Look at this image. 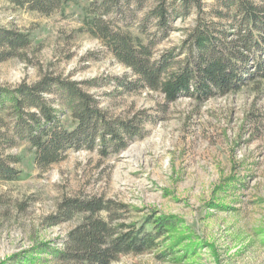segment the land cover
I'll use <instances>...</instances> for the list:
<instances>
[{
    "label": "rangeland",
    "instance_id": "rangeland-1",
    "mask_svg": "<svg viewBox=\"0 0 264 264\" xmlns=\"http://www.w3.org/2000/svg\"><path fill=\"white\" fill-rule=\"evenodd\" d=\"M156 1L138 11L122 5L104 19L150 43L155 60L173 50L175 66L195 56L190 33L199 20L225 28L235 21L225 0H201L200 10L170 20L164 35L146 18ZM35 2L0 0V31L29 39L16 49L0 44V93L45 77L76 82L98 101L110 127L135 125L136 134L122 133V141L111 144L108 132L107 146L71 147L40 168L35 148L19 134L14 104L0 99V159L17 176L0 175V264L70 263L54 251L65 249L87 215L69 207L72 199L112 201L117 210L99 215L129 224L163 214L178 218L159 247L112 264H264V72L257 67L263 49L251 52L239 88L208 97L192 88L170 101L87 28L85 18L103 13L106 0H59L45 11ZM49 88L44 101L70 123L65 91Z\"/></svg>",
    "mask_w": 264,
    "mask_h": 264
},
{
    "label": "trees",
    "instance_id": "trees-1",
    "mask_svg": "<svg viewBox=\"0 0 264 264\" xmlns=\"http://www.w3.org/2000/svg\"><path fill=\"white\" fill-rule=\"evenodd\" d=\"M35 1L33 7L45 11L59 0ZM148 2L106 0L102 6L103 13L97 11L92 17H86L85 23L92 35L102 38L114 55L135 71L140 81L151 89L162 90L170 101L181 94L192 92V88L199 97L239 88L248 69L251 52L258 48L264 51V2L225 0L226 7L235 11L232 16L235 21L230 23L231 28L222 27L219 21L208 23L199 20L190 33L195 56H186L175 66L176 54L170 50L168 55L155 60L150 43H145L129 30L122 31L110 26L104 19V14L119 11L122 5L133 4L134 11H138ZM201 6V0H157L147 11L146 18L155 19L156 25L166 35L170 30V20L190 14L192 8L200 10ZM217 12L221 14V11ZM28 42L27 35L15 30L0 31V44L16 49L26 46ZM257 67L264 72V60L259 59ZM51 84L65 91L70 123L59 116L56 108L44 101L43 92L50 91ZM0 99L14 104L18 112L19 134L35 148V161L40 168H47L60 161L71 147L92 149L99 143L107 146L108 132L113 133L111 144L120 143L122 133L129 136L136 134L135 125L110 127L106 123V115L98 107V101L76 82L62 81L57 77H45L33 86L25 84L11 92L0 93ZM27 105L37 107L38 112L25 110ZM15 173L14 167L0 159V175L13 179L17 178ZM111 204L112 201L103 202L100 199L70 200L71 209L86 212L87 215L84 222L73 230L65 249L54 251L55 256L70 262L67 264H112L121 255L144 253L159 247L161 237L173 232L179 223L176 216L164 214L149 216L139 225L129 224L121 220L120 216L101 217L99 213L103 209L117 210ZM123 206L120 204L121 208ZM34 258L31 256L29 259L33 261Z\"/></svg>",
    "mask_w": 264,
    "mask_h": 264
}]
</instances>
